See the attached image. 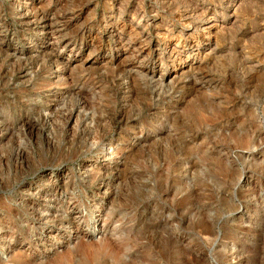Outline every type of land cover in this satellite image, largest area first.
<instances>
[{"label": "rangeland", "instance_id": "1", "mask_svg": "<svg viewBox=\"0 0 264 264\" xmlns=\"http://www.w3.org/2000/svg\"><path fill=\"white\" fill-rule=\"evenodd\" d=\"M0 264H264V0H0Z\"/></svg>", "mask_w": 264, "mask_h": 264}, {"label": "bare ground", "instance_id": "2", "mask_svg": "<svg viewBox=\"0 0 264 264\" xmlns=\"http://www.w3.org/2000/svg\"><path fill=\"white\" fill-rule=\"evenodd\" d=\"M143 14H145V13H143ZM184 15H185V14H184ZM37 16H38V15H37ZM133 17H134V16H133ZM179 17H180V16H179ZM36 18H37V20L40 22V15H39L38 17H36ZM45 18H46V17H45ZM134 18H136V17H134ZM134 18H133V19H134ZM137 18H138V17H137ZM183 18H184V17H183ZM42 19H43V18H42ZM141 19H142V18H141ZM188 24H189V23H188ZM124 25H125V23H124ZM184 25H186V24H184ZM138 26H139V25H138ZM168 26H170V25H168ZM188 26H189V25H188ZM194 27H195V26H194ZM117 28H118V27H117ZM166 28H167V27H166ZM168 28H169V27H168ZM131 29H132V28H131ZM194 29H195V28H194ZM205 29H206V28H205ZM134 30H135V29H134ZM144 30H145V29H144ZM130 31H131V30H130ZM182 31H183V30H182ZM206 31H207L206 33H207L208 35H211L212 32H214V31H213V27H211V28L209 27ZM169 32H170V31H169ZM197 32H198V31H197ZM183 33H184V32H183ZM204 33H205V32H204ZM157 34H158V33H157ZM181 34H182V33H181ZM113 35H114V33H113ZM137 35H139V34H137ZM208 35H207V36H208ZM140 36H141V35H140ZM144 36H146V35H144ZM183 36H184V35H183ZM122 37H123V36H122ZM160 37H161V36H160ZM162 37H163V36H162ZM162 37H161V38H162ZM165 37H166V36H165ZM117 38H118V37H117ZM165 39H166V38H165ZM124 41H125V40H124ZM132 41H133V40H132ZM149 41H150V40H149ZM116 42H117V41H116ZM147 42H148V40H147ZM147 42H146V43L144 42L145 45L147 44ZM178 42H179V43H178ZM178 42H177V45L182 44V37H181L180 35H179V37H178ZM126 43H127V42H126ZM148 43H149V42H148ZM158 43H159V42H158ZM163 43H164V42H163ZM174 43H175V42H174ZM123 44H124V42H123ZM142 44H143V43H142ZM121 45H122V43H121ZM129 45H130V44H129ZM129 45H128V46H129ZM145 45H144V46H145ZM148 45H149V44H148ZM148 45H147V46H148ZM122 46H123V45H122ZM144 46H143V47L141 46L140 50H138V51H139V54H142L143 52H146V51H147V49L144 48ZM147 46H145V47H147ZM124 47H125V46H124ZM139 47H140V46H139ZM119 48H120V47H119ZM149 48H150V47H149ZM172 48H173V47H172ZM175 48H176V47H175ZM134 49H135V48H134ZM137 49H138V48H137ZM131 50H132V49H131ZM148 50H149V49H148ZM172 50H173V49H172ZM128 51H129V50H128ZM151 51H152V50H151ZM181 51H182V50H181ZM125 52H126V51H125ZM177 52H178V51H177ZM150 53H151V52H150ZM170 53H171V52H170ZM173 53H174V52H173ZM130 54H131V53H130ZM137 54H138V52H137ZM137 54H136V55H137ZM128 55H129V54H128ZM157 55H158V54H157ZM165 55H166V54H165ZM131 56H133V53H132ZM145 56H146V55H144V57H145ZM147 56H148V54H147ZM169 56H170V55H169ZM169 56H168V57H169ZM174 56H175V54H174ZM196 56H197V55H196ZM203 56H204V55H203ZM159 58H160V57H159ZM201 58H202V57H201ZM126 59H127V58H126ZM128 59H129V58H128ZM128 59H127V60H128ZM135 59H136V57H135ZM147 59H148V57H147ZM130 60H131V58H130ZM130 60H129V61H130ZM136 60H137V59H136ZM143 60H144V59H143ZM196 60H198V59H196ZM204 60H205V59H204ZM125 61H126V60H125ZM131 61H132V60H131ZM139 61H140V60H139ZM144 61H145V60H144ZM202 61H203V60H202ZM140 62H141V61H140ZM195 62H196V61H195ZM198 62H199V61H197V63H198ZM130 63H131V62H130ZM144 63H145V62H144ZM155 63H156V62H155ZM173 63H174V62H173ZM200 63H201V62H200ZM123 64H125V63H123ZM138 64H139V63H138ZM131 65L134 66L133 63H132ZM143 65H144V64H143ZM196 65H197V64H196ZM200 65H201V64H200ZM129 66H130V65H129ZM125 67H126V65H125ZM193 67H194V66H193ZM193 67H190V69L194 70ZM195 67H196V66H195ZM131 68H132V67H131ZM131 68H130V69H131ZM199 68H200V67H199ZM125 70H127V69H125ZM146 70H147V69H145L144 71H146ZM123 71H124V69H123ZM132 71H133V70H132ZM129 72H130V70H129ZM126 73H127V72H126ZM126 73H125V74H126ZM130 73H131V74H130L129 76H131V77L135 76L134 73H132V72H130ZM139 73H140V75H141V72H139ZM182 73H183V72H182ZM187 73H188V72H187ZM137 74H138V73H137ZM143 74H144V73H143ZM148 74H149V73H148ZM173 74H175V76H176V75L178 74V71H177V70H174L173 72H169V73H168V76H166L165 74H164V75H161L162 82H161L160 84L163 85V82L165 83V80H167V79H168L170 76H172ZM179 74H180V73H179ZM183 74H184V73H183ZM190 74H191V73H190ZM180 75H181V74H180ZM175 76H174V77H175ZM131 77H130V78H131ZM138 77H139V74H138ZM138 77H137V79H139ZM141 77H142V76H141ZM143 77H144V75H143ZM128 78H129V77H128ZM146 78H147V76H146ZM175 78H177V77H175ZM178 78H179V77H178ZM180 78H181V77H180ZM131 79H132V78H131ZM137 79H135V80H137ZM142 79H143V78H142ZM190 79H191V78H190ZM192 79H193V78H192ZM132 80H133V79H132ZM144 80H145V79H144ZM177 80H179L178 83L183 82V79H182V78H181V79H177ZM177 80H176V81H177ZM184 80H185V78H184ZM146 81H147V80H146ZM146 81H145V82H146ZM135 82H137V81H135ZM141 82H142V80H141ZM148 82H149V81H148ZM133 83H134V82H133ZM137 83H139V82H137ZM137 83H136V84H137ZM167 83H168V82H167ZM169 83H171V82L169 81ZM169 83H168V84H169ZM139 84H140V83H139ZM172 84H173V83H172ZM176 84H177V82H176ZM176 84H175V85H176ZM181 84H182V83H181ZM195 84H196V83H195ZM141 85H142V84H141ZM176 86H177V85H176ZM182 86H183V85H182ZM186 86H187V85H186ZM137 87H138V86H137ZM142 87H143V85H142ZM145 87L147 88L148 86H145ZM149 87H150V85H149ZM160 87H161V86H160ZM160 87H159V88H160ZM174 87H175V86H174ZM179 87H180V90H181V86H179ZM162 88H163V87H162ZM185 88H186V87H185ZM153 89H154V88H153ZM174 89H176V87H175ZM177 89H178V88H177ZM182 89H183V88H182ZM142 90H143V89H142ZM161 90H162V92H163V89L160 88L159 91H161ZM167 90H168V89H167ZM170 90H171V89H170ZM78 91H79V90H78ZM144 91H145V90H144ZM147 91H148V90H147ZM147 91H146V92H147ZM155 91H156V90H155ZM159 91H158V92H159ZM74 93H75V92H74ZM147 93H148V92H147ZM147 93H145V94H147ZM151 93H152V91H151ZM155 93H156V92H155ZM160 93H161V92H160ZM163 93L165 94V89H164V92H163ZM148 94H149V93H148ZM152 94H153V93H152ZM164 94H163V95H164ZM77 95H79V94H77ZM155 95H157V94H155ZM163 95H162V96H163ZM153 96H154V95H153ZM160 96H161V95H160ZM160 96H158L157 98H159ZM162 96H161V97H162ZM164 96H165V95H164ZM154 97H155V96H154ZM160 99H161V98H160ZM76 101H77V100H76ZM80 102H81V101H80ZM76 103H77V102H76ZM87 103H88V102H87ZM77 104H80V103H77ZM75 106H76V104H75ZM83 106H84V105H83ZM83 106H82V107H83ZM160 106H161V105H160ZM78 107H79V106H78ZM86 107H87V106H86ZM150 107H151V105H150ZM153 107H154V106H153ZM153 107H152V108H153ZM83 108H84V107H83ZM83 108H82V109H83ZM92 131H93V130H92ZM135 148H136V147H135ZM164 149H165V148H164Z\"/></svg>", "mask_w": 264, "mask_h": 264}]
</instances>
